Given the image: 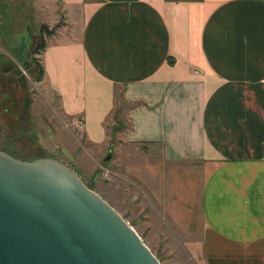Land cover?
<instances>
[{
  "label": "crops",
  "instance_id": "0c3cea01",
  "mask_svg": "<svg viewBox=\"0 0 264 264\" xmlns=\"http://www.w3.org/2000/svg\"><path fill=\"white\" fill-rule=\"evenodd\" d=\"M56 2L66 34L40 59L62 111L101 143L114 86L140 101L125 141L195 176L196 216L174 209L180 180L170 205L195 263L264 264V0Z\"/></svg>",
  "mask_w": 264,
  "mask_h": 264
},
{
  "label": "rangeland",
  "instance_id": "374dc122",
  "mask_svg": "<svg viewBox=\"0 0 264 264\" xmlns=\"http://www.w3.org/2000/svg\"><path fill=\"white\" fill-rule=\"evenodd\" d=\"M0 3L7 7L8 17L0 13V24L7 21L9 42L0 37V150L21 159L48 156L63 162L85 184L91 179V189L134 228L161 264H196L188 249L189 240L196 236L187 233L182 220L170 210L175 182L180 180L183 207L176 204L174 209L196 216L193 209L184 206V202L196 201L195 176L184 177L169 171L159 162L157 145L144 149L126 142V111L117 116L121 131L111 129L113 112L102 121L107 134L104 141L94 143L86 139L81 118L73 120L62 111L58 95L44 76L36 77L37 68L30 60V50L40 39L47 43L55 32L64 30L67 22L58 2ZM37 50L33 52L36 61L41 53L40 48ZM110 137L113 140L108 143L106 139ZM176 162L178 166L184 164ZM169 174L175 180L172 186ZM191 188L192 193H188Z\"/></svg>",
  "mask_w": 264,
  "mask_h": 264
},
{
  "label": "water",
  "instance_id": "95a60500",
  "mask_svg": "<svg viewBox=\"0 0 264 264\" xmlns=\"http://www.w3.org/2000/svg\"><path fill=\"white\" fill-rule=\"evenodd\" d=\"M0 264L161 263L66 164L0 150Z\"/></svg>",
  "mask_w": 264,
  "mask_h": 264
},
{
  "label": "trees",
  "instance_id": "16d2710c",
  "mask_svg": "<svg viewBox=\"0 0 264 264\" xmlns=\"http://www.w3.org/2000/svg\"><path fill=\"white\" fill-rule=\"evenodd\" d=\"M0 13H2L3 16H5V14L8 17V12H7V7L4 4L0 3ZM4 23L0 24V37L6 42V33H7V27L6 25H8L7 21H3ZM8 42V41H7ZM9 43V42H8ZM45 46V43L43 42L42 39L39 40L38 43H36L30 50V55L31 58L30 59L32 61V65L34 67L37 68V78L43 76V66L41 63V59L39 58L37 61L34 59L33 57V52L38 51L37 49L40 48V52L42 51L43 47ZM41 54V53H40ZM114 97H113V103H112V107L109 110L108 114L106 115V117L114 112L113 115V123L111 126L112 131H119L120 129H122V126L120 124V119L117 117L119 116L120 112L122 111H126L136 105L137 103H139L140 101H126L121 94V89L118 88V86H114ZM125 108V109H124ZM107 136L106 132H105V137ZM108 143H111V141L113 140V138H107L106 139ZM89 183L86 184L88 187L92 186V181L91 179L88 181ZM90 184V185H89ZM91 188V187H90Z\"/></svg>",
  "mask_w": 264,
  "mask_h": 264
},
{
  "label": "built area",
  "instance_id": "2783aa9c",
  "mask_svg": "<svg viewBox=\"0 0 264 264\" xmlns=\"http://www.w3.org/2000/svg\"><path fill=\"white\" fill-rule=\"evenodd\" d=\"M80 122V120H78Z\"/></svg>",
  "mask_w": 264,
  "mask_h": 264
}]
</instances>
